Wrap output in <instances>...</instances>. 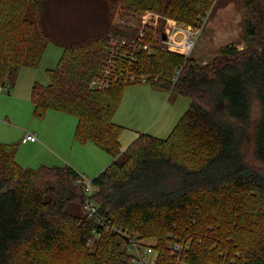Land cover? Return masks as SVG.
Here are the masks:
<instances>
[{"label":"trees","instance_id":"obj_1","mask_svg":"<svg viewBox=\"0 0 264 264\" xmlns=\"http://www.w3.org/2000/svg\"><path fill=\"white\" fill-rule=\"evenodd\" d=\"M61 1L0 0V90L37 65L48 42L60 45L48 83L31 86L33 113L74 116L75 139L112 161L87 197L71 166L23 168L16 145L0 142V264H133L132 232L153 242L157 264H264V0H240L241 48L225 43L205 62L158 46L135 51L151 88L189 104L165 138L143 132L123 151L113 116L126 84L90 87L109 37L142 31L154 46L146 11L201 27L215 0H82L95 9L55 28L49 9ZM87 198L103 224L87 217Z\"/></svg>","mask_w":264,"mask_h":264},{"label":"rangeland","instance_id":"obj_2","mask_svg":"<svg viewBox=\"0 0 264 264\" xmlns=\"http://www.w3.org/2000/svg\"><path fill=\"white\" fill-rule=\"evenodd\" d=\"M69 3L71 5H68ZM91 8L95 9V6L82 0H69L61 1L60 4L52 3L49 10L54 15L53 26L63 28L71 23L70 16L74 15L72 14L74 10L89 11ZM240 8V0L213 1L203 18V26L191 56L205 62L216 54L220 46L231 41L237 42L241 48L243 23ZM67 11L69 13L65 14ZM46 13L49 14L48 11ZM167 28L168 25L164 26V31ZM61 53L60 45L48 42L38 64L33 67H19L14 78L0 90V142L16 145L15 162L23 168L70 165L86 180H90L112 161L111 155L99 146L80 143L75 139L77 119L74 116L54 110H47L42 116H35L34 106L30 100L31 86L34 83L43 85L48 83L47 71L56 67ZM147 89H150L147 82L128 84L124 88L120 105L113 116L122 123L119 125L124 127L119 138L120 151L143 132L165 138L188 108L189 99L185 96L165 91H159L158 94L154 92L157 90L149 95ZM143 112L145 113L141 116L140 113ZM173 114L176 116L166 127ZM166 116L168 120L163 121ZM29 133H36L38 141L34 144L31 142L22 144L20 139ZM41 141L45 142L42 145L50 146L61 159H56L49 151L37 146ZM124 157L125 153H121L119 159Z\"/></svg>","mask_w":264,"mask_h":264},{"label":"built area","instance_id":"obj_3","mask_svg":"<svg viewBox=\"0 0 264 264\" xmlns=\"http://www.w3.org/2000/svg\"><path fill=\"white\" fill-rule=\"evenodd\" d=\"M158 14L146 11L141 16V23L150 25L159 31V40L152 46L150 42L144 41L143 32L140 31L139 36L133 40L125 38L109 37L108 45L105 50V56L98 75L90 81L92 89H104L111 82L118 81L124 84L146 83L147 75L139 72L135 68V51L143 49L150 51L152 47L158 46L169 51L188 56L195 47L196 40L201 32V27L180 24L174 19L165 18L160 21ZM162 21H164L162 23ZM168 28L164 31V26ZM163 35L165 37H163ZM179 37V38H178ZM120 60L124 66L120 65ZM175 80V76L173 77ZM36 139L33 134H25L21 138V142L34 141ZM84 191L88 196L92 193L90 180L83 177ZM83 209L87 217L93 219L98 224H103L104 220L98 215L96 205L87 198ZM129 234L128 251L131 254V262L133 264H157V252L153 248V242L138 238L136 235ZM174 249H178V244H173Z\"/></svg>","mask_w":264,"mask_h":264},{"label":"crops","instance_id":"obj_4","mask_svg":"<svg viewBox=\"0 0 264 264\" xmlns=\"http://www.w3.org/2000/svg\"><path fill=\"white\" fill-rule=\"evenodd\" d=\"M149 88V87H148ZM155 89H153V88H151L150 87V89H147V92L149 93V95H150V93L152 92V91H154ZM154 92H156V93H158V94H160L159 93V91H154ZM161 93H163V92H161ZM170 94V93H169ZM170 96H172V95H170ZM170 96H169V98H170ZM176 96V95H175ZM174 96V97H175ZM168 98V99H169ZM158 105V104H157ZM147 109H148V105H147ZM146 110V109H145ZM145 112H143V113H140V115L142 116L143 114H144ZM176 116V114H173L172 116H171V118L169 119V121L167 122V124H166V127L173 121V119H174V117ZM179 119V118H178ZM113 120H115L114 122L115 123H117V124H119V123H121L119 120H117V119H114V117H113ZM164 120H168L167 119V116H166V118H164L163 119V121ZM177 122V121H176ZM175 122V123H176ZM122 124V123H121ZM120 124V125H121ZM175 125V124H174ZM173 128V127H172ZM31 134H33V135H35V137H36V139L34 140V141H27V142H21V139H20V142L22 143V144H26V143H28V142H31V143H36L37 141H38V138H37V136H36V133H31ZM39 136H40V133L38 134ZM40 139L43 141V139H42V137L40 136ZM41 141V144L40 143H37V146H39L40 148H42V149H44V150H47V151H49L51 154H53V156L56 158V159H58V160H60L61 158L60 157H58L56 154H55V152L53 151V150H51L52 148L50 147V146H44V145H46V144H43L42 145V143H45V142H42ZM33 144H31V146H34ZM87 144H91L92 146L93 145H95V144H93V143H87ZM96 146V145H95ZM99 148V147H98ZM123 151V150H122ZM18 163V162H17ZM19 164V163H18ZM73 165V164H72ZM19 166H21L20 164H19ZM70 166V165H69ZM74 167H76L75 165H73ZM21 167H23V166H21ZM73 168V167H72ZM75 169V168H74ZM78 169V168H77ZM76 170V169H75ZM80 170V169H79ZM77 171V170H76ZM78 172V171H77ZM78 173H80V172H78ZM99 174V173H98ZM97 174V175H98Z\"/></svg>","mask_w":264,"mask_h":264},{"label":"water","instance_id":"obj_5","mask_svg":"<svg viewBox=\"0 0 264 264\" xmlns=\"http://www.w3.org/2000/svg\"><path fill=\"white\" fill-rule=\"evenodd\" d=\"M163 37H165V36L163 35Z\"/></svg>","mask_w":264,"mask_h":264}]
</instances>
